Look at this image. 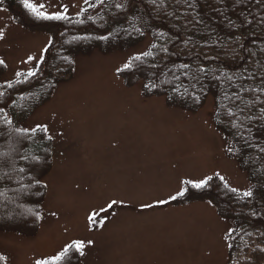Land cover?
Listing matches in <instances>:
<instances>
[{"label":"rangeland","instance_id":"374dc122","mask_svg":"<svg viewBox=\"0 0 264 264\" xmlns=\"http://www.w3.org/2000/svg\"><path fill=\"white\" fill-rule=\"evenodd\" d=\"M47 2L53 11L59 0ZM18 7H6L0 0V31L5 34L0 58L8 65L0 83L29 67L22 58L35 54L51 31H60L26 28L21 22L29 23ZM70 12L75 17L76 9ZM145 48L140 43L75 57L76 71L23 123H46L54 136L51 167L41 179L48 185L40 207L44 219L36 232L27 227L30 219L18 226L0 225L26 233L1 229L4 264H33L70 238L95 242L76 264H228L225 235L232 225L208 200H177L142 210V205H155L174 192L180 178L213 169L228 176L233 186L243 189L248 183L236 158L225 153V140L213 123L211 97L191 112L170 106L164 97H144L140 83L128 86L114 75L121 61ZM17 195L7 192V203L15 209ZM111 199L123 206L104 215L102 228L90 231L87 215Z\"/></svg>","mask_w":264,"mask_h":264},{"label":"snow or ice","instance_id":"6c2138e0","mask_svg":"<svg viewBox=\"0 0 264 264\" xmlns=\"http://www.w3.org/2000/svg\"><path fill=\"white\" fill-rule=\"evenodd\" d=\"M207 7L201 4L200 0H175L176 4L184 5L183 18L186 23L182 26L188 29L187 33H181L180 30L170 28L168 31H155L153 35L157 40H171L175 43L174 38L183 36V44L185 47L192 41V29L188 28L189 24L194 26L205 25L211 21L212 17L208 15L210 11L216 17L218 23L212 31L224 30L225 35L231 38V46L225 45V53L227 59L236 61H244L240 67L245 68V75L241 73L237 79L242 82L236 86L234 81L235 72L229 74L223 70L219 64L215 67L201 64L197 66L194 79L200 84L198 93L190 92L187 87L181 90L180 86L174 85L170 91L174 93L169 99H175L177 96L181 99L191 97L194 103H201L210 90L215 87L217 90L224 88L223 95L217 100V108L213 111V117L222 127H226L233 142L225 139V153L229 157L238 159L248 172L249 181L247 185L241 189L230 183L228 176L222 174L221 171L213 169L211 173L205 172L199 176H187L178 180L177 187L174 192H170L166 198H158L156 204L147 203L142 205V210L163 207L182 198L194 196L203 192L215 184L218 190H223L228 197L230 210L235 216L240 217V227L248 224L255 229L259 224L264 223V71H261L259 78L256 77V66L258 70H264V47L255 49L247 47L244 38L249 34L259 36L264 34V0H206ZM23 8L34 19L44 22H62L65 24H75L77 27L83 25L86 21L96 25L97 20L93 19L92 12L99 17L103 25H107L110 21H120L123 17V23H118L120 29L106 30L107 34L99 35H83L73 36V41H90L99 40L109 42L112 39L120 38L121 32L131 37L133 32L139 36H143L144 32L134 23L135 20L141 19L136 15L141 12L142 16H148L152 21L160 20L167 23V19L176 15V19H180V14L176 12H168L165 8L167 0H77V3H64L63 0L55 6V10L50 11L52 5L47 0H20ZM252 7L261 9V15L255 16L251 12ZM75 8V18L70 9ZM107 9L104 14L103 10ZM115 11H112V10ZM228 9L229 11H225ZM251 16V19L249 18ZM131 17V19H129ZM234 17V18H233ZM128 25V26H125ZM162 24H152V28H159ZM259 29V33L255 32L254 27ZM169 32L171 35L169 36ZM212 32H208L211 36ZM66 32H52L48 35L44 45L35 53L29 54L26 58H22L21 63L29 67L24 70H16L14 78L6 79L0 83V141L6 145L5 151H0V181L5 179L13 181L17 188L13 189L18 195L15 197L16 207L19 211L16 215L24 220H31L37 223L44 219V215L37 207L29 206L38 201H33L32 196H42L48 185L40 179L41 170L47 165L50 152L45 146L44 154L37 155L25 153L23 151L26 144H31L39 138L40 141L51 142L54 136L50 134L49 126L46 123L37 122L32 125L24 126L20 123V117L30 111V106L19 105V109L11 114L7 109H16L18 101L31 99L23 93L30 91L33 81L38 82L41 86L44 81L51 77L53 86L58 82L57 76L65 72H75V60L68 55L62 54L65 44L70 43L66 39ZM61 38V39H58ZM5 39V34L0 31V40ZM201 39L206 37L201 36ZM60 44L57 55L63 65L54 64L49 71L47 59L51 49ZM215 52V48L204 45ZM151 49H156L171 59V52L167 46L158 45L156 42L151 44ZM190 49L189 53L190 54ZM179 55V53H177ZM161 57V60L164 59ZM152 60L148 61L147 58ZM199 58V57H198ZM204 59L219 61V55L208 56L205 54ZM147 61V63H146ZM156 57L151 50H145L138 54L125 58L116 66L114 75L121 74L136 75L144 74L153 68L158 67ZM173 63H175L173 61ZM252 64L253 68H247L245 65ZM8 65L3 58H0V68H7ZM189 63H181L179 68L188 70ZM158 76V73H153ZM149 79V77H145ZM179 79V77H177ZM207 80V83L204 80ZM256 80L255 84H245V81ZM171 81L161 80L156 83L153 80L150 83H143L142 87L149 92L159 89L162 84H171ZM27 86V88L23 86ZM225 85L227 87H225ZM194 87V86H193ZM231 88L229 92L227 89ZM15 94V95H14ZM219 94V93H218ZM247 97V98H246ZM41 100L40 95H36L33 103ZM224 101H227L225 103ZM63 135V133H58ZM25 162L24 166L18 165V160ZM19 175H14V174ZM27 179L28 183H24ZM0 197L4 201H8L9 197L5 190H0ZM21 197H24L23 199ZM208 204H213L210 199ZM238 205V207H237ZM117 206H123V202L117 199H111L98 208L92 210L87 215L86 227L92 231L96 226L103 227L107 223L105 214H114ZM247 209V211H245ZM50 215L56 216L55 212ZM235 218V217H234ZM236 228H230L226 231L225 240L233 238ZM249 236L253 234L264 238V228L258 232H248ZM95 242L91 239L70 238L64 241L52 254L36 258L33 264H74L86 254V249L93 247ZM232 248V244L227 245ZM250 255L245 257L246 264H264V240L254 245H249ZM6 257L0 255V262H5Z\"/></svg>","mask_w":264,"mask_h":264},{"label":"trees","instance_id":"16d2710c","mask_svg":"<svg viewBox=\"0 0 264 264\" xmlns=\"http://www.w3.org/2000/svg\"><path fill=\"white\" fill-rule=\"evenodd\" d=\"M139 2V0H138ZM201 4L207 7L206 0H200ZM1 4L5 5L6 7H18V12L21 16H24L27 20L28 25H25L21 22L26 28H35V27H46L53 30L54 28L60 29V31L66 32V39L68 41H71L68 44L64 45V48L61 50L63 55L70 56L73 60L78 55H85L93 50L101 51V52H110L115 50H128L132 49L133 47L138 46L140 43H145L146 48L145 50H151L153 52V55L156 57V61L158 63L157 68L151 69V71L144 73V74H121L120 77L122 78L125 85H132L134 83H140L141 87L143 83H150L153 80H155L156 83H160L161 80H167L171 81V84H162L159 89H156L152 92L147 91L142 87V96L144 97H164V99L169 103L170 106H179L183 109L189 110L191 112L198 111L204 103L206 102L208 97L212 98L213 101V108H217V100L220 98V96L223 95L224 88H220L217 90L215 87L212 88L207 94L205 98L202 99L201 103H194L191 97L181 99L178 96L175 99H169L170 96H173L174 93L170 91V89L174 85L180 86L181 90L183 88L187 87L190 92L198 93L200 89V84L194 79L196 74V69L198 65L205 64L209 65L210 67H215L217 64L221 66L223 70H226L229 72V74H232L235 72L234 81L236 86H239V84L242 82L241 80L237 79L241 75V73H244L247 75L248 73L245 72L244 67H240V65L244 64V61H239L237 63L236 61H232L226 58L224 55L225 53V45L231 46L232 41L231 38L225 35L224 30H217L212 31L215 28V25L218 23L215 16L212 15V13L209 11L208 15L212 17L211 21L205 25H197L194 26L192 24L188 25V28L192 29V41L187 45V47L183 44V36H177L174 38L175 43H173L171 40H167L165 38L164 40H157V38L153 35L155 31H168L170 28H174L177 30H180L181 33H187L188 29L183 28L182 26L186 23V21L183 18L184 13V5L176 4L175 0H167V3L165 4V8L168 12H176L177 14H180V19H176V15H173L172 17L167 19V23H164L160 20L152 21L150 17L148 16H142L141 12H137L136 15L138 17H142L141 19H137L134 21L135 25L142 29L144 32L143 36H139L135 32H133L132 36L129 37L123 32H121L120 38L112 39L109 42L99 41V40H90V41H73V36H83V35H99L101 33L107 34L106 30L109 29H115L116 31H119L120 29L117 27L118 23H123V17H121L120 21H110L109 24L100 26L102 22L100 21L99 17L93 13L91 14L93 16V19L97 20V24L93 25L91 22L86 21L83 25L76 26L75 24H65L62 22H44L39 20H34L32 17L29 16L28 12L23 8V6L20 3V0H1ZM8 5V6H7ZM107 11V9L103 10L101 14H104V12ZM112 11H115L114 9ZM225 11H229L228 9H225ZM251 12L253 15L259 17L261 15V9L258 7H252ZM16 15L14 14V18L18 20ZM23 17V18H24ZM74 17V16H73ZM75 18V17H74ZM234 18V17H233ZM251 19V16L249 17ZM131 19V17L129 18ZM20 23V22H19ZM152 24H162L159 28H152ZM68 26V29H67ZM128 26V25H125ZM255 32L259 33V29L255 28ZM211 31V36H208V32ZM52 32V31H51ZM50 32V34H51ZM171 35V32H169V36ZM201 36L206 37V39H201ZM61 39V38H58ZM153 42H156L158 45H164L167 46L170 49L171 52V59H168L167 56H164V54L160 51H157L156 49H151V44ZM244 43L247 47L250 48H257V47H264V34H261L259 36L249 34L246 38H244ZM204 45H209L215 48V52L210 51L209 47H206ZM60 49V44L58 43L55 48L51 49L48 54L47 64L49 66L48 70H51V66L54 64H61L63 65V61H61L57 55V50ZM190 54H185L189 53ZM144 50V51H145ZM179 53V55H177ZM205 54L208 56L212 55H219L221 59L219 61H213L204 59ZM164 56V59L161 60V57ZM199 57V58H198ZM148 61H151L152 58H147ZM173 61L175 63H173ZM189 63L190 67L188 70H182L179 68V65L181 63ZM147 63V61H146ZM247 68H253L252 64L245 65ZM256 77L259 78L261 71L264 70H258V65L256 66ZM5 72V68H0V76ZM153 73H158V76H154ZM72 72H65L63 74H60L57 76L58 82L53 86L51 82V77H49L48 80L44 81V85L41 86L38 82L33 81V86L30 91H26L23 93L25 96L30 97L31 99H26L23 101H18L17 108L16 109H7L9 113L11 114L13 111H16L19 109V105H25L30 106V111L25 113L20 117V123H25L33 114V112L44 105L47 100L50 98L51 94L53 93L54 89L63 82L66 78H70ZM149 77V79H146L145 77ZM179 77V79H177ZM205 83H207V80H204ZM247 84H255L256 80H249L244 82ZM194 86V87H193ZM27 88V86H23ZM225 87H227L225 85ZM229 92L232 91L231 88L227 89ZM219 93V94H218ZM15 95V94H14ZM40 95L41 100L39 102L33 103L35 96ZM247 98V97H246ZM227 103V101H224ZM214 111V110H213ZM213 123L216 127V129L219 131V133L222 135V137L227 139L229 142H233L232 137L230 136L228 130L226 127H222L220 124L217 123L216 119L213 117ZM45 146H47L50 155L48 156V162L47 165L41 170L40 172V179H42L47 172L50 169V161H51V149H52V141H40L39 138L36 139L35 142L31 144H26L23 151L25 153H31V154H37V155H43ZM6 145L3 143V141H0V151H5ZM18 160L19 166H24L25 162L22 160H19V157H15ZM238 162V165L240 169L245 173L247 180L249 181L248 172L246 171L245 167L236 159ZM14 175H19L14 174ZM24 183L27 184V179H24ZM18 185H16L13 181L10 180H3L0 181V190H5L6 193H14L13 189L17 188ZM44 195V194H43ZM42 196H32L31 199L33 201H38V203L29 205L33 207H37L40 209L41 207V201ZM22 199L24 197H21ZM212 200L213 204L217 210V213L224 217L229 219L231 222L232 228H236V233L233 234V238L228 239V244H232L233 247H228V258L229 263L228 264H246L245 257L250 255V248L249 245H254L255 243H260L261 240H264V238L259 237L256 234H253L252 236H249L248 232L256 233L261 228H264V223L259 224L255 229L250 227L248 224H244V227L241 228V220L240 217L235 216L234 213L230 210V203L228 202V197L224 194L223 190H218L213 184L212 187L206 189L203 192L197 193L194 196H189L188 198H182L179 201L180 202H194V201H200V200ZM0 225H14L18 226L20 223H24L27 220L19 218L16 213L19 211V209H15L14 206L7 203V201H1L0 202ZM238 207V205H237ZM247 211V209H245ZM235 217V218H234ZM4 220H3V219ZM9 218L11 221H6V219ZM30 226L29 229H31L33 232H36V228L38 226L37 223H32L31 220H29ZM6 230V231H14V232H20V230H12L8 228H0V231ZM22 233V232H20ZM26 234V233H22ZM28 234V233H27ZM32 233H29L30 235ZM77 262H74L76 264ZM0 264H4L3 262H0ZM259 264V261L257 262Z\"/></svg>","mask_w":264,"mask_h":264}]
</instances>
